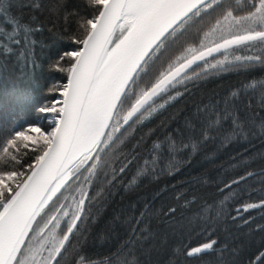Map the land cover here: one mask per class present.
I'll list each match as a JSON object with an SVG mask.
<instances>
[{
	"label": "snow or ice",
	"instance_id": "snow-or-ice-1",
	"mask_svg": "<svg viewBox=\"0 0 264 264\" xmlns=\"http://www.w3.org/2000/svg\"><path fill=\"white\" fill-rule=\"evenodd\" d=\"M87 4L94 14L81 17L84 35L74 39L79 47L59 56L69 65L58 68L67 72V83L57 90L62 99L53 97L36 109L52 114L47 127L35 120L24 130L18 122L7 129L0 124V264H61L70 237L78 231L85 201L76 202L63 227L58 215L44 218L42 214L54 198L59 203L61 189L69 181L79 179L82 170L96 176L98 169L107 166L104 157L120 151L129 131L189 91V82L211 70L264 67V0H87ZM7 7L8 0H0V13L11 25L7 30L0 26V48L12 54V45L21 44V32L25 47L34 43L29 35L33 29L7 17ZM62 7L55 0L53 13ZM237 51L246 54L237 55ZM242 96H258V106L264 110V79L242 84L223 100L198 105L183 127L157 136L150 144L148 138L155 130H149L136 141L131 158L125 156L119 173L136 164L137 176L172 174L207 142L264 136V119L257 123L260 112L252 107V99L245 106L246 118H242L243 110H237L236 101ZM158 100L163 103L157 104ZM17 103L23 106L30 99L22 96ZM227 121L231 126L225 131ZM112 172L115 179L116 169ZM247 176L220 189L229 190L225 200L235 197L232 185ZM223 205L222 201L205 207L201 218L211 222L212 212L219 216ZM252 208H264V200L242 204L237 212ZM62 209L63 217H69L63 203L50 210L60 214ZM174 212L175 208H169L166 215ZM144 215L140 213L128 238L102 264H138L137 245L148 238L143 235L146 229L138 228ZM196 235L205 238L199 244L187 240L179 249L186 258L214 250L218 243L210 231ZM76 255L75 264H89L87 257ZM248 264H264V250Z\"/></svg>",
	"mask_w": 264,
	"mask_h": 264
},
{
	"label": "trees",
	"instance_id": "trees-1",
	"mask_svg": "<svg viewBox=\"0 0 264 264\" xmlns=\"http://www.w3.org/2000/svg\"><path fill=\"white\" fill-rule=\"evenodd\" d=\"M54 2L8 0L7 17L31 27L33 31L29 35L34 43L25 47L21 32L18 37L21 44L12 45L15 49L12 54H5L0 48V124L6 129L18 122V126L23 125L20 130H24L34 120L41 127H47L46 114L36 109L50 103L53 97L59 99L57 90L64 84L66 71L58 68L69 66L59 61V56L79 46L74 39L84 35L81 17L91 18L94 14L87 0H59L63 5L59 13L52 11ZM0 26L6 30L11 28L3 13H0ZM21 51L24 56L20 55ZM235 54L246 53L237 51ZM216 58L222 59V56L218 54ZM253 79H264V67L256 66L248 71L211 70L201 79L189 82V91L184 95L164 109H158L143 124L135 125L136 130L129 131L120 151L104 157L107 166L98 169L96 176H89L82 170L83 175L72 182L75 188L65 206L73 213L76 197L84 193V212L77 222L78 231L66 246L61 264H75L77 252L87 257L89 264H102L128 238L141 212L145 215L138 228H145L143 235L148 238L137 245L138 264H248L251 257L264 250V208L237 212L242 204L264 200V136L250 134L247 139L231 142H224L222 138L207 142L172 174L137 176L136 164L119 173L126 162L125 156L131 158L136 141L149 130H155L148 138L150 144L157 136L162 138L165 132L183 127L185 118H191L198 105L223 100L232 90ZM180 90L183 91V86ZM22 96L29 97L30 103L19 105L17 100ZM249 99L255 111L260 112L259 123L264 119V110L258 106V96H242L236 101L237 110H243L242 118H246L249 110L245 106ZM159 103L163 100H158ZM230 126L231 122L227 121L223 128L226 131ZM184 159L188 160L187 154ZM105 168L107 177L103 174ZM112 169H116L115 179H112ZM250 172L253 175L247 176ZM86 176L88 180L84 179ZM240 176H247V179L232 185L231 191L236 195L225 200L229 190L222 192L220 189ZM98 178H102L100 187L96 186ZM178 193L181 194L179 198ZM222 201L224 205L219 216L214 210L211 222L201 218L205 207L219 205ZM169 208H175V212L166 215ZM202 230L210 231L211 238L217 240L215 249L186 258L179 249L187 240L199 244L205 237L196 234Z\"/></svg>",
	"mask_w": 264,
	"mask_h": 264
},
{
	"label": "flooded vegetation",
	"instance_id": "flooded-vegetation-1",
	"mask_svg": "<svg viewBox=\"0 0 264 264\" xmlns=\"http://www.w3.org/2000/svg\"><path fill=\"white\" fill-rule=\"evenodd\" d=\"M76 181H78V179H76V178H74L72 181H70V184L64 190L61 191L63 193V195L58 194V195H60L59 203H63L65 205L68 203V200L67 199L65 200V197H68L70 192L72 191V188H75V186H73L75 183L72 185V182H76ZM84 196L85 195L83 193V195H81L80 198L76 197V199L74 201L75 202L74 204H76V202L79 201L80 199H83ZM59 203H56V200L54 198L53 202L50 203L48 209H45V212L42 214V216L44 218H47L48 216H51V215H58V219L61 220V227H63L64 226L63 224H65L67 222V220L70 219L72 213H70L68 211L69 212V217H63V215H62L63 209L61 210L60 214H57L55 211L50 210L53 207L58 208L59 207ZM73 211H75V207H74ZM53 223H55V222H53ZM51 228H52V225H49V229H51ZM46 235H47V233H46Z\"/></svg>",
	"mask_w": 264,
	"mask_h": 264
},
{
	"label": "rangeland",
	"instance_id": "rangeland-1",
	"mask_svg": "<svg viewBox=\"0 0 264 264\" xmlns=\"http://www.w3.org/2000/svg\"><path fill=\"white\" fill-rule=\"evenodd\" d=\"M50 102H52V100L50 101ZM46 115H44L45 116V118H46V120L48 119V120H51L53 117H52V114L51 113H45ZM28 127V126H27ZM26 127V128H27ZM25 128V129H26ZM111 155H109V157H110ZM109 157H107V158H109ZM106 158V159H107ZM105 172H106V168L104 169V172H103V174H105ZM104 177H105V175H104ZM102 185V178H98L97 180H96V186L97 187H100ZM71 203H73V202H71ZM70 203V204H71ZM69 204V205H70ZM66 209H67V207H66ZM64 211V210H63ZM67 211H68V209H67Z\"/></svg>",
	"mask_w": 264,
	"mask_h": 264
},
{
	"label": "water",
	"instance_id": "water-1",
	"mask_svg": "<svg viewBox=\"0 0 264 264\" xmlns=\"http://www.w3.org/2000/svg\"><path fill=\"white\" fill-rule=\"evenodd\" d=\"M79 47V46H78ZM217 55V54H216ZM67 83V72H66V75H65V79H64V84H66ZM59 99H62V97H59ZM58 99V100H59Z\"/></svg>",
	"mask_w": 264,
	"mask_h": 264
}]
</instances>
